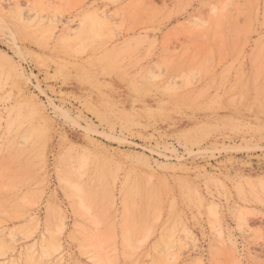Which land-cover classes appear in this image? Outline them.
<instances>
[{
	"label": "rangeland",
	"instance_id": "1",
	"mask_svg": "<svg viewBox=\"0 0 264 264\" xmlns=\"http://www.w3.org/2000/svg\"><path fill=\"white\" fill-rule=\"evenodd\" d=\"M0 264H264V0H0Z\"/></svg>",
	"mask_w": 264,
	"mask_h": 264
},
{
	"label": "bare ground",
	"instance_id": "2",
	"mask_svg": "<svg viewBox=\"0 0 264 264\" xmlns=\"http://www.w3.org/2000/svg\"><path fill=\"white\" fill-rule=\"evenodd\" d=\"M72 189V188H71ZM72 191V190H71Z\"/></svg>",
	"mask_w": 264,
	"mask_h": 264
}]
</instances>
